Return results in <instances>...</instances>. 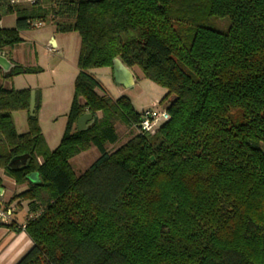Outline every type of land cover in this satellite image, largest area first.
I'll return each mask as SVG.
<instances>
[{
	"label": "trees",
	"instance_id": "trees-1",
	"mask_svg": "<svg viewBox=\"0 0 264 264\" xmlns=\"http://www.w3.org/2000/svg\"><path fill=\"white\" fill-rule=\"evenodd\" d=\"M0 12L16 15L15 27L0 28V51L48 17L81 39L54 150L30 115L31 89L0 86V169L28 184L9 203L36 212L24 227L8 224L33 241L16 264H264V0H0ZM212 17L231 25L210 27ZM117 57L167 89L170 119L108 151L117 122L141 120L128 97L97 91L90 70ZM29 70L15 63L4 79ZM23 110L20 133L12 113ZM86 112L94 122L79 130ZM93 144L100 156L75 174L71 159ZM23 154L26 164L11 167Z\"/></svg>",
	"mask_w": 264,
	"mask_h": 264
},
{
	"label": "rangeland",
	"instance_id": "rangeland-1",
	"mask_svg": "<svg viewBox=\"0 0 264 264\" xmlns=\"http://www.w3.org/2000/svg\"><path fill=\"white\" fill-rule=\"evenodd\" d=\"M52 22V18L48 17L44 22V27L51 25ZM205 24L219 30H227L231 25V21L227 17H212ZM35 27L28 29L32 32L28 33V36H25V43L22 46L27 61H29V63L22 65L30 68L31 71L16 75L20 77L16 80L14 89L30 88L33 91L37 88L39 96L41 93L42 100L40 103L39 99L35 115L37 116L49 150H54L60 144L68 124V115L75 93V81L79 72L78 61L81 39L79 33L76 31L62 32L64 48H61V51L58 53L51 54L46 49V53H42L41 49L43 46L35 45L34 43V38H37L42 30ZM36 49L38 52L34 56L32 52L36 51ZM44 54L47 56H44ZM107 67H98L90 70L101 84V88L97 90L98 93L109 95L115 99L126 96L131 100L135 110L139 113L149 108L152 100L156 98L162 99L167 94L166 88L145 78L140 69H134L136 77L135 87L126 89L115 82L111 69ZM3 84L6 85V82H0V86H3ZM160 100L158 101L159 107H164V105H167L169 99L165 103H160ZM233 115L236 118L238 113L234 111ZM12 116L17 130L20 133L27 132L29 129L28 121L26 120L27 111H16L12 113ZM116 128L119 140L113 144H106L105 148L108 151H113L120 147L139 132L136 126H128L120 122L116 123ZM100 154L99 148L94 144L89 149L79 152L71 159L75 174H82Z\"/></svg>",
	"mask_w": 264,
	"mask_h": 264
},
{
	"label": "crops",
	"instance_id": "crops-1",
	"mask_svg": "<svg viewBox=\"0 0 264 264\" xmlns=\"http://www.w3.org/2000/svg\"><path fill=\"white\" fill-rule=\"evenodd\" d=\"M35 0H16V4L22 7H27L31 5V2ZM16 26V15L15 14H6L4 12H0V28H13ZM42 22L40 26L35 27L36 29L42 30L37 38H34L35 45L43 46L42 53H46L45 49L48 52L58 53L61 51V48H64V37H62V32H57L56 25L54 21L51 25H47ZM32 31L24 30L21 32L22 42L16 44L14 46L6 47L4 50H1L4 53V56L11 61V65L9 68L4 69L0 66V82L5 81L6 85L3 84L4 87L7 88H15V82L20 77L15 76L11 80L4 79V74L11 70L15 63L25 64L29 63L27 61V57L22 50V46L25 43V36H28V33ZM47 43V44H43ZM45 45V46H44ZM33 51V50H32ZM31 52V51H30ZM38 50L32 52L34 56ZM44 56H47L44 54ZM111 69V73L113 75L112 67H107ZM134 73V69L131 68ZM135 85H136V77ZM4 79V80H3ZM134 85V87H135ZM133 87V88H134ZM128 89V88H126ZM37 90V88H35ZM122 90V89H121ZM125 91V90H123ZM41 92V91H40ZM122 92V91H121ZM40 103L42 100V95L40 93L39 96ZM161 98H156L152 100L151 105L155 102H158ZM16 112V111H15ZM18 112H25L18 111ZM26 120L28 121V113L26 116ZM0 209H4L10 205H15L17 207L16 212L13 214L12 221L16 220L18 224H24L29 217H33L36 215V212H32L30 210L29 201L27 200H15L12 203H9V200L15 193H20L26 189H28V184H16L15 180L7 175L3 169H0ZM23 217V218H21ZM11 221V222H12ZM10 222H3L0 225V264H16L21 257L33 246V241L29 237L26 231L19 230L15 228H10L8 226Z\"/></svg>",
	"mask_w": 264,
	"mask_h": 264
},
{
	"label": "water",
	"instance_id": "water-1",
	"mask_svg": "<svg viewBox=\"0 0 264 264\" xmlns=\"http://www.w3.org/2000/svg\"><path fill=\"white\" fill-rule=\"evenodd\" d=\"M11 61L4 56V53L0 51V66L7 69L11 65ZM113 76L117 84L122 85L125 88H133L135 85L134 73L130 67L126 66L120 58H114L113 60ZM39 105V91H31V101H30V115L34 116L36 108ZM94 122V115L91 112H86L81 115L77 120V127L79 130L86 129L90 124ZM29 155H17L13 157L10 162L11 167L19 168L26 164ZM31 180H36L38 178L37 173H32L29 175Z\"/></svg>",
	"mask_w": 264,
	"mask_h": 264
},
{
	"label": "built area",
	"instance_id": "built-area-1",
	"mask_svg": "<svg viewBox=\"0 0 264 264\" xmlns=\"http://www.w3.org/2000/svg\"><path fill=\"white\" fill-rule=\"evenodd\" d=\"M16 2V0H11ZM41 22H36L35 26H40ZM170 119V114L167 111L166 105L159 107L158 102L153 103L149 108L141 112V120L138 126L140 133H155L162 123ZM17 207L10 205L4 209H0V225L3 222H11L13 214L16 212ZM25 225L23 224V227Z\"/></svg>",
	"mask_w": 264,
	"mask_h": 264
}]
</instances>
